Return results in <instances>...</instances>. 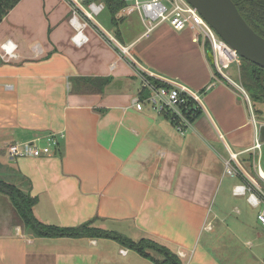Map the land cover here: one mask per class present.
Here are the masks:
<instances>
[{
  "label": "crops",
  "instance_id": "0c3cea01",
  "mask_svg": "<svg viewBox=\"0 0 264 264\" xmlns=\"http://www.w3.org/2000/svg\"><path fill=\"white\" fill-rule=\"evenodd\" d=\"M69 15L63 0H19L0 21V42L16 45V57H0V175L36 196L33 212L43 222L93 219L94 226L165 245L182 264H264L255 248L264 238L256 228L264 212L257 180L264 183L257 173L264 172V137L260 150L253 148L246 100L214 73L202 39L166 22L146 34L140 18L144 31L124 44L118 24L128 15L117 12L112 34L95 19L78 47ZM150 73L200 93L201 114L185 133L148 105L135 108L133 98L148 94L142 79ZM78 77L109 81L100 88L73 82ZM49 133L59 135L52 155L9 164L14 160L1 151ZM227 160L233 174L225 172ZM236 184L246 193L234 194ZM250 192L258 205L248 201ZM0 264L156 263L111 238L35 236L0 191Z\"/></svg>",
  "mask_w": 264,
  "mask_h": 264
},
{
  "label": "built area",
  "instance_id": "2783aa9c",
  "mask_svg": "<svg viewBox=\"0 0 264 264\" xmlns=\"http://www.w3.org/2000/svg\"><path fill=\"white\" fill-rule=\"evenodd\" d=\"M69 6L70 15L68 22L73 28L71 41L75 46H82L88 42L86 28L95 20V15L105 8L103 1L88 0H63ZM126 4L118 11L120 16L129 15L137 11L145 27V33L152 31L162 22L168 23L175 30L190 28L194 32L197 40L202 39L208 42L213 54V61L216 70L226 79H230L225 73L232 64L240 65L241 57L232 49L212 28V26L201 16L197 9L187 0H126ZM16 45L12 40L6 39L0 42V57L3 60H10L16 57ZM123 51L126 48L122 49ZM152 77L158 81L155 84ZM142 88L147 89V96L140 99L139 96L133 98L132 102L138 110H142L145 105L158 114L164 115L170 120L174 128L181 134L192 125L197 110H201L200 93L187 85L172 78H165L154 73L147 74L142 79ZM245 99L250 104L248 93L240 87ZM251 121L255 127V139L253 148L260 150L259 131L260 125L257 123L252 106H249ZM59 146V135L49 133L44 136H37L29 140L15 141L3 146L2 150L9 160L20 157H40L52 155ZM234 158V154H230ZM225 172L233 174L234 169L230 160L226 161ZM260 175L261 169L257 170ZM264 179V178H263ZM248 188L245 184H236L232 191L234 194L243 195ZM250 204L258 205V197L254 192L248 194ZM258 220L264 227V212H259ZM121 252H125L121 249Z\"/></svg>",
  "mask_w": 264,
  "mask_h": 264
},
{
  "label": "trees",
  "instance_id": "16d2710c",
  "mask_svg": "<svg viewBox=\"0 0 264 264\" xmlns=\"http://www.w3.org/2000/svg\"><path fill=\"white\" fill-rule=\"evenodd\" d=\"M19 0H0V21L11 10ZM91 1V0H88ZM103 1L106 8L110 12L111 22H115V14L126 4V0H93ZM239 13L248 23V25L259 35L264 37V0H232ZM207 60L210 66L213 68L214 73L218 72L214 66L213 54L208 42H203ZM241 59L240 68V82L248 93L250 102L253 99L264 101V68L258 65ZM153 80L155 84H158L152 77H147ZM73 82L81 81L83 83L100 85L102 88L109 81V77H78L72 78ZM253 98V99H252ZM252 106V105H251ZM249 108V107H248ZM253 109V108H252ZM255 118H257V112L253 109ZM201 114V110H197L193 120ZM260 139L264 137V127H260L259 131ZM27 183V181H25ZM25 183V184H26ZM0 191L7 194L19 213L24 227L28 232L35 236L40 237H104L111 238L117 241L120 245L127 247L128 249L137 251L140 255L150 258L156 264H182L180 258L175 253L171 252L165 245L150 239L141 238L134 240L114 230H108L93 225V219L87 222H83L76 226H59L57 224L46 223L39 220L34 212L33 206L35 205L37 198L31 196L29 191L23 188L17 183L10 182L7 179V175H0ZM157 253V254H155ZM157 255L158 257L154 256Z\"/></svg>",
  "mask_w": 264,
  "mask_h": 264
},
{
  "label": "water",
  "instance_id": "95a60500",
  "mask_svg": "<svg viewBox=\"0 0 264 264\" xmlns=\"http://www.w3.org/2000/svg\"><path fill=\"white\" fill-rule=\"evenodd\" d=\"M187 1L241 58L264 68V37L248 25L232 0Z\"/></svg>",
  "mask_w": 264,
  "mask_h": 264
},
{
  "label": "rangeland",
  "instance_id": "374dc122",
  "mask_svg": "<svg viewBox=\"0 0 264 264\" xmlns=\"http://www.w3.org/2000/svg\"><path fill=\"white\" fill-rule=\"evenodd\" d=\"M94 17L96 20L100 21V23L102 24L101 27L105 31H107L108 34L113 33V27L110 24V15H109L108 10L106 8L102 9L101 13L100 14L98 13ZM118 26L122 32V39H120L119 41L121 43H124V44H129L130 42L135 40L144 31V27L141 24L139 14L136 10L133 11L132 13H130L125 18V21L123 23H119ZM241 67H242L241 64L238 66L235 64H232L227 70H225V73L230 78L229 80L228 79H226V80L229 81V84L233 88H235V90L238 91L240 99L244 101L245 97H244V94L242 93V91L240 89V87H243L242 83L240 82V77H239ZM243 97H244V99H243ZM250 104L252 105V108L257 112L256 116H257L258 122L259 123L264 122V101L253 99L252 102H250ZM250 104L248 102L245 103V105H247L248 107L250 106ZM5 160L7 161L6 157H5ZM15 162L16 161L14 160V161H9L8 163L14 164ZM261 164H262V168L264 170V156H263V159L261 161ZM15 179L18 180L17 178H15ZM257 180L260 183V186L262 187V189L264 190V183L259 178H257ZM231 215L234 216L233 214H231ZM256 228L258 229L257 231H260L261 233L264 234V228L260 225V223H258V225H256ZM255 248L257 249V251L259 253L264 252V238L260 241L259 246L257 245ZM155 254H157V253H155Z\"/></svg>",
  "mask_w": 264,
  "mask_h": 264
},
{
  "label": "bare ground",
  "instance_id": "6f19581e",
  "mask_svg": "<svg viewBox=\"0 0 264 264\" xmlns=\"http://www.w3.org/2000/svg\"><path fill=\"white\" fill-rule=\"evenodd\" d=\"M260 175L263 176V178H264V172L262 170H261Z\"/></svg>",
  "mask_w": 264,
  "mask_h": 264
}]
</instances>
